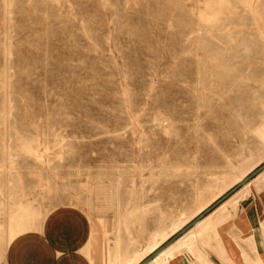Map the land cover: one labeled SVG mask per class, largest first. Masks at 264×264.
Returning <instances> with one entry per match:
<instances>
[{"label": "rangeland", "instance_id": "1", "mask_svg": "<svg viewBox=\"0 0 264 264\" xmlns=\"http://www.w3.org/2000/svg\"><path fill=\"white\" fill-rule=\"evenodd\" d=\"M263 51L264 0H0L1 234L61 248L74 209L95 264L141 263L264 165Z\"/></svg>", "mask_w": 264, "mask_h": 264}, {"label": "crops", "instance_id": "2", "mask_svg": "<svg viewBox=\"0 0 264 264\" xmlns=\"http://www.w3.org/2000/svg\"><path fill=\"white\" fill-rule=\"evenodd\" d=\"M248 200L249 203L231 220V225L218 228L221 248L212 245L207 252L198 246L192 250L194 256L181 252L175 255L171 264H254L258 258L264 264V194L252 193ZM63 213L64 209L52 214L53 228L59 225L58 218ZM71 214L82 230L67 233L65 239L71 240L69 248L61 249L49 229L23 233L10 243L0 232V264H95L82 251L92 236L91 227L83 214L74 209ZM219 249L224 252L225 260L216 254ZM163 262L164 258L158 264Z\"/></svg>", "mask_w": 264, "mask_h": 264}, {"label": "bare ground", "instance_id": "3", "mask_svg": "<svg viewBox=\"0 0 264 264\" xmlns=\"http://www.w3.org/2000/svg\"><path fill=\"white\" fill-rule=\"evenodd\" d=\"M264 52V51H263ZM263 130V129H262ZM264 171V170H263ZM262 171V172H263ZM261 172V173H262ZM260 173V174H261ZM259 175V174H258ZM257 175V176H258ZM256 176V177H257ZM261 176V175H260ZM259 176V177H260ZM242 177V176H241ZM255 177V178H256ZM240 177H238V179H239ZM254 178V179H255ZM244 180V178H242V179H240L238 182H242ZM253 180V179H252ZM251 180V181H252ZM252 186V182L251 183H246L245 185H243L241 188H243V190H241V191H239L238 193H237V191L238 190H240L241 188H239L233 195H232V197H231V199L230 200H237L238 199V197H239V195L240 194H242L243 193V191H245V190H247L248 188H250ZM229 197V198H230ZM228 198V199H229ZM227 199V200H228ZM226 200V201H227ZM218 208V207H217ZM216 208V209H217ZM215 210V209H214ZM213 210V211H214ZM212 211V212H213ZM211 212V213H212ZM211 213H209L208 215H210V216H206L205 218H203L200 222H198L191 230H189L185 235H183L180 239H178L175 243H173L171 246H169L166 250H164L161 254H159L152 262H150L149 264H158L159 263V261L161 260V259H163L164 258V262H163V264H171V261L173 260V258L175 257V250L177 251V250H180V249H183V248H185V249H187V254L188 255H190V256H194L193 255V248H196V247H201V248H203V249H205L207 252L208 251H210L212 248V245H218V243H217V238L215 237V235L213 234V229H212V225H213V222L214 221H220L221 219H223V215H221V214H219V213H217V211H215V212H213L212 214ZM12 220V219H11ZM227 220V219H226ZM9 222V221H8ZM11 223V222H10ZM9 223V225H10V227H11V224ZM214 227V226H213ZM219 227H221V226H219ZM218 227V228H219ZM263 228H264V226H263ZM7 231H9V238H8V243H10L14 238L12 237V235H11V228H10V230L8 229ZM191 231V232H190ZM180 232V231H179ZM198 238V239H197ZM197 240H198V244L196 243L197 242ZM169 241V240H168ZM167 241V242H168ZM89 242V241H88ZM87 242V243H88ZM215 243V244H214ZM159 244H161V243H159ZM158 244V245H159ZM88 245V244H87ZM86 245V246H87ZM164 245V244H163ZM162 245V246H163ZM156 247V246H155ZM160 247V246H159ZM61 248L64 250V249H67V248H69V243L67 242V240L65 239V237H63L62 239H61ZM87 248V247H86ZM154 248V247H153ZM152 248V249H153ZM161 248V247H160ZM211 248V249H210ZM88 249V248H87ZM151 249V250H152ZM157 249V248H156ZM156 249H153L151 252H154ZM159 249V248H158ZM157 249V250H158ZM156 250V251H157ZM155 251V252H156ZM101 252V251H100ZM148 253H149V251H148ZM151 254V253H150ZM153 254V253H152ZM151 254V255H152ZM238 255V254H237ZM97 256H99V255H96V257ZM96 257H95V259H96ZM101 257H102V255H101ZM185 257V256H184ZM94 259V260H95ZM111 260V259H110ZM17 262V261H16ZM140 262V261H139ZM201 263V262H200ZM128 264H131V263H128ZM137 264H140V263H137ZM256 264H263L260 260H259V262L258 263H256Z\"/></svg>", "mask_w": 264, "mask_h": 264}, {"label": "water", "instance_id": "4", "mask_svg": "<svg viewBox=\"0 0 264 264\" xmlns=\"http://www.w3.org/2000/svg\"><path fill=\"white\" fill-rule=\"evenodd\" d=\"M264 170V165L255 170L252 174H250L248 177H246L236 188H234L231 192L226 194L224 197L219 199L217 202H215L210 208H208L206 211H204L202 214H200L195 220H193L190 224L185 226L180 232H178L175 236H173L168 242H166L161 248H159L156 252H154L151 256L146 258L143 262L140 264H149L152 262L159 254H161L164 250H166L169 246H171L173 243H175L178 239H180L183 235H185L189 230H191L198 222H200L203 218H205L212 210H214L216 207H218L220 204H222L225 200H227L230 196H232L239 188H241L246 183L250 182L252 179H254L258 174H260Z\"/></svg>", "mask_w": 264, "mask_h": 264}]
</instances>
